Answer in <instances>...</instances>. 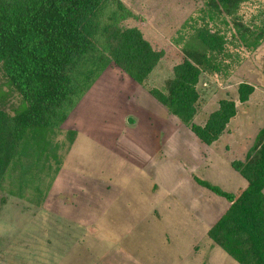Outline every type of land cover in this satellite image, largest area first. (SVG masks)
<instances>
[{"label": "rangeland", "instance_id": "374dc122", "mask_svg": "<svg viewBox=\"0 0 264 264\" xmlns=\"http://www.w3.org/2000/svg\"><path fill=\"white\" fill-rule=\"evenodd\" d=\"M124 1L137 13L129 24L163 55L144 87L117 69L102 73L49 131L39 161L23 156L10 164L0 186V264H236L203 233L225 200L193 175L234 191L228 174L236 143L247 145L246 155L264 125V0L242 3L246 37L227 30L225 53L196 84L197 124L220 99L236 103L232 135L211 146L164 108L158 112L149 92L164 90L173 65L196 45L193 21L204 0ZM240 82L254 86L242 102ZM129 116L136 121L128 124Z\"/></svg>", "mask_w": 264, "mask_h": 264}, {"label": "trees", "instance_id": "16d2710c", "mask_svg": "<svg viewBox=\"0 0 264 264\" xmlns=\"http://www.w3.org/2000/svg\"><path fill=\"white\" fill-rule=\"evenodd\" d=\"M245 1L204 0L199 21H193L198 43L173 65L164 90L149 88L207 145L224 131L236 103L220 99L197 124L196 84L209 62L225 53L227 30L233 27L246 37L239 14ZM134 18L137 13L124 0H0V186L10 164L16 166L23 156L39 161L48 149L49 131L60 128L107 66L114 64L146 85L163 51L153 47L138 24H129ZM259 40L257 35L250 43ZM4 85L7 90L1 89ZM253 90L252 84L240 82L238 100H247ZM67 135L71 142L74 131ZM230 164L246 179L234 192L194 176L227 202L207 236L239 264H264V125L245 158Z\"/></svg>", "mask_w": 264, "mask_h": 264}, {"label": "crops", "instance_id": "0c3cea01", "mask_svg": "<svg viewBox=\"0 0 264 264\" xmlns=\"http://www.w3.org/2000/svg\"><path fill=\"white\" fill-rule=\"evenodd\" d=\"M108 69H117L118 70V72H120V74L121 75H126V76H128L125 72H123L119 67H117V66H115V65H113V66H111V65H109V66H107L106 68H105V70L102 72V73H104L105 71H107ZM101 73V74H102ZM101 76V75H100ZM128 82H129V84L131 85V86H140V87H144L143 85H141V84H139V83H137L135 80H133L131 77H129L128 76ZM97 80V79H96ZM95 80V81H96ZM133 82H135V83H133ZM132 84H136V85H132ZM93 85V84H92ZM91 85V86H92ZM90 89V88H89ZM88 89V90H89ZM87 90V91H88ZM85 95V94H84ZM83 95V96H84ZM82 96V97H83ZM81 100V99H80ZM79 100V101H80ZM156 104H158V112H160V111H162L163 110V108H164V113L168 116V115H171V116H174V115H172V114H170L169 112H168V110L163 106V105H161L157 100H156ZM78 104V103H77ZM128 112H130L131 110H127ZM177 118V117H176ZM231 120V119H230ZM229 120V121H230ZM136 121V118H135V116L133 117V116H129L128 117V124H132V123H134ZM205 122V121H204ZM203 122V123H204ZM228 126H229V122L227 123V125H226V127H225V129H224V131L221 133V135L215 140V141H213L211 144H209V146H211L212 144H217V142L220 140V138H222L224 135H227V134H229L230 136L232 135L231 134V132H230V129L228 128ZM191 131V130H190ZM192 132V131H191ZM193 133V132H192ZM194 134V133H193ZM195 135V134H194ZM196 136V135H195ZM197 137V136H196ZM199 139V138H198ZM200 140V139H199ZM201 141V140H200ZM202 142V141H201ZM235 143H236V141H235ZM205 144V143H204ZM247 144H248V142H247ZM207 145V144H206ZM247 145H245V146H242L241 145V143H236V151L237 152H239V154L237 155V159H241V160H243L244 159V155H245V147H246ZM241 149V150H240ZM232 160H234V159H232ZM232 160H230V162L232 161ZM230 166H231V164H230ZM232 167V166H231ZM233 172L234 173H232V174H228V178H230V181H233V183L235 184V185H237L236 186V188H235V190L234 191H236L238 188H242V187H244L245 185H246V179L237 171V170H235L234 168H233ZM194 176L195 175H193V178H194ZM197 182V181H196ZM200 185V184H199ZM234 191H232V192H234ZM263 191H264V189H263ZM225 200V199H224ZM227 207V202L225 201V203H223L222 204V206H221V208H220V210H218L217 211V209L218 208H216L214 211V213L212 214L213 216V218H211L208 222H207V225H205V228H204V230H203V233L206 235V238H208V236H207V229L209 228V226L216 220V218L225 210V208ZM217 211V212H216ZM208 240H210L209 238H208ZM210 242H212V243H214L213 241H211L210 240ZM215 244V243H214ZM218 246V245H217ZM232 258V257H231ZM234 260V259H233ZM236 262V261H235ZM236 264H239V263H237L236 262Z\"/></svg>", "mask_w": 264, "mask_h": 264}]
</instances>
